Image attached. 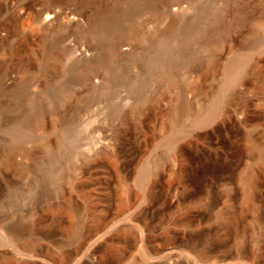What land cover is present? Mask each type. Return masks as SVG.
I'll return each mask as SVG.
<instances>
[{
    "label": "rangeland",
    "instance_id": "1",
    "mask_svg": "<svg viewBox=\"0 0 264 264\" xmlns=\"http://www.w3.org/2000/svg\"><path fill=\"white\" fill-rule=\"evenodd\" d=\"M0 22V264H264V0Z\"/></svg>",
    "mask_w": 264,
    "mask_h": 264
},
{
    "label": "bare ground",
    "instance_id": "2",
    "mask_svg": "<svg viewBox=\"0 0 264 264\" xmlns=\"http://www.w3.org/2000/svg\"><path fill=\"white\" fill-rule=\"evenodd\" d=\"M49 8H44V9H42V10H40V11H38L37 12V14H36V18L37 19H44L45 18V14H48L49 13ZM5 27H6V24L5 23H3V22H0V31H3L4 29H5ZM40 258H32V259H27L28 261H31V262H36L37 260H39ZM230 258L229 257H225V258H223L222 259V262L223 263H226V262H228V260H229ZM41 260V259H40ZM231 262V261H230ZM164 262H158V261H154V262H152L151 264H163Z\"/></svg>",
    "mask_w": 264,
    "mask_h": 264
}]
</instances>
